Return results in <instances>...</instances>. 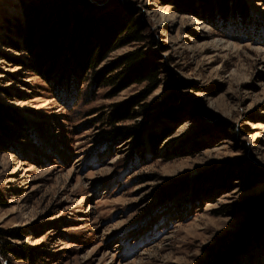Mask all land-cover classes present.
I'll use <instances>...</instances> for the list:
<instances>
[{"label":"rangeland","instance_id":"1","mask_svg":"<svg viewBox=\"0 0 264 264\" xmlns=\"http://www.w3.org/2000/svg\"><path fill=\"white\" fill-rule=\"evenodd\" d=\"M45 1L66 35L36 68L22 0H0V109L9 115L0 123L19 134L0 129V229L18 228L22 236L7 239L31 255L9 264H215L216 245L234 232L228 264H264V212L254 220L240 207L264 195V0L223 17L210 16L216 0ZM74 9L129 15L138 40L85 72ZM133 50L153 61L157 86L112 124L114 105L148 88L122 78L120 57ZM98 71L99 85L115 82L95 86ZM154 134L165 135L156 144ZM244 160L255 185L225 172Z\"/></svg>","mask_w":264,"mask_h":264},{"label":"trees","instance_id":"2","mask_svg":"<svg viewBox=\"0 0 264 264\" xmlns=\"http://www.w3.org/2000/svg\"><path fill=\"white\" fill-rule=\"evenodd\" d=\"M22 4L26 17L23 33L21 36L24 38L25 49L30 52L33 61L37 64V68V66H41L46 61L53 60L59 49L62 47V38L66 35V27H62L63 19L65 20V18L62 15L60 17L57 12H53V20L49 21L51 16L49 17L50 14L46 15L45 12L47 8H49V2L45 0L33 6H29V3H25V1L22 0ZM214 10H216L217 14H220L222 17L233 13H238L239 16H244L248 11L245 3L242 0H238V5L235 7L229 6V0H216L214 5L213 3L212 5L210 4L209 13L211 17L215 15ZM74 12L75 15L71 17V21L74 22L73 32L75 36L73 39H77V41L79 40V42L84 44L85 48L83 49V52L80 49L76 55L79 58L80 68L83 69V71L85 70V72L93 70L95 71L100 61L103 60L112 50L120 47L122 44L129 43L131 40H138V30L133 28V26H130L131 17L129 15L104 12L96 16L89 15L82 17L76 10ZM57 20H59V25H57ZM96 29H98L97 32H94ZM91 34L95 35L94 37H96V39ZM92 37L94 38V43L88 44V42H84L88 41ZM77 41H75V43ZM42 44L43 48L41 51L38 47H42ZM118 64L123 70L122 78H128L127 84L129 82L137 84L146 82L148 88H146L141 95H138V98L134 100L132 104L125 103L114 105V109L108 115L112 124L115 122H120L121 120L131 119L133 117V113L131 112V110H133V104H140L139 102L148 94H150L157 86L155 64L148 57H145L142 52L137 50L128 51L120 57ZM71 75H74V73ZM62 76V74H59L56 77L57 84L61 85L65 83L64 78L67 79V76ZM101 77V72L98 71L94 78L95 86H101L103 84L115 82L113 77H103V83H100L99 85L97 82H100ZM6 114L7 113L4 111L2 112L0 109V117H9V115ZM20 122L21 121L19 120L17 125H20ZM0 129L9 140L18 138L19 136L17 131L12 130L8 126L5 127L4 119L2 123H0ZM140 130L141 129L139 126H136V129L127 128L124 132L129 134H138ZM164 135L162 134V136ZM167 135L168 133L165 136ZM162 136L154 134L150 137L152 138V141H156L157 144V142L161 140ZM171 158L172 157H169L168 159ZM225 172L227 174L229 173V175H234V173L237 172L236 175L242 180V182H251L249 186L258 183L256 180L257 176L253 172L252 165L247 163L245 160L239 164L233 163L232 168L225 170ZM240 207L241 209L249 211L251 214L253 212V218L255 220L257 218L255 215L264 212V195L259 197H250L245 203L241 204ZM262 215L264 216V213H262ZM258 226L260 229L262 228L260 225ZM18 231V228L6 230L0 229V264H9L10 256H14L16 259H31V255L28 251V245H18L8 241L7 239L8 237H21L22 235H20ZM237 233L238 232H234V235H229L216 245L213 251V259L216 260L215 264H228L233 260L238 248L237 242L241 237Z\"/></svg>","mask_w":264,"mask_h":264}]
</instances>
